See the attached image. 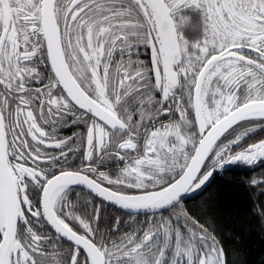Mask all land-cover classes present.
I'll use <instances>...</instances> for the list:
<instances>
[{"label": "snow or ice", "instance_id": "snow-or-ice-1", "mask_svg": "<svg viewBox=\"0 0 264 264\" xmlns=\"http://www.w3.org/2000/svg\"><path fill=\"white\" fill-rule=\"evenodd\" d=\"M261 132L264 0H0V264H231L186 205Z\"/></svg>", "mask_w": 264, "mask_h": 264}, {"label": "trees", "instance_id": "trees-1", "mask_svg": "<svg viewBox=\"0 0 264 264\" xmlns=\"http://www.w3.org/2000/svg\"><path fill=\"white\" fill-rule=\"evenodd\" d=\"M261 138L264 132L248 140ZM249 173L242 177L231 173L225 180L217 179L202 205L195 207L198 215L204 213L205 219L214 220L216 235L231 264H264V227L254 204L259 201L255 188L249 187Z\"/></svg>", "mask_w": 264, "mask_h": 264}, {"label": "flooded vegetation", "instance_id": "flooded-vegetation-1", "mask_svg": "<svg viewBox=\"0 0 264 264\" xmlns=\"http://www.w3.org/2000/svg\"><path fill=\"white\" fill-rule=\"evenodd\" d=\"M72 131H75V129H70V130H65L62 134L63 135H70ZM259 139H250L247 140L246 143H253V142H257ZM264 167H260L257 166L255 169L249 168L247 166H243V165H232L229 166L228 168H226L223 171H217L214 173L210 183L208 184L206 190L203 191V193L198 196L196 199L194 200H189L186 207L194 214H197V211H195V207H197L198 205H202L203 201L209 196V191L210 188L212 187V185L214 184V182H216L217 179H227V175H230L231 173L233 174H237V176L242 177L244 176L246 173L250 172V173H259L261 171V169H263ZM121 215V211L113 208L111 206H108L106 209L101 211V216L102 218L107 217V216H118ZM126 218V217H125ZM141 219H143V217L141 216Z\"/></svg>", "mask_w": 264, "mask_h": 264}, {"label": "rangeland", "instance_id": "rangeland-1", "mask_svg": "<svg viewBox=\"0 0 264 264\" xmlns=\"http://www.w3.org/2000/svg\"><path fill=\"white\" fill-rule=\"evenodd\" d=\"M262 175H264V170L263 169H261V171L259 173H257V172H255V173H249V181L253 177L259 178ZM255 193H256V199L258 198V200L260 201V198H262V205L259 204V201H255V203H254L255 204V207L257 206V209H258V206H264V191H262L260 188H255ZM257 213H258V211H257ZM259 220H260L261 226L264 227V219H262V217L260 215H259Z\"/></svg>", "mask_w": 264, "mask_h": 264}, {"label": "water", "instance_id": "water-1", "mask_svg": "<svg viewBox=\"0 0 264 264\" xmlns=\"http://www.w3.org/2000/svg\"><path fill=\"white\" fill-rule=\"evenodd\" d=\"M112 207V206H111ZM114 208V207H113ZM117 209V208H116ZM119 210V209H118ZM121 211V210H120Z\"/></svg>", "mask_w": 264, "mask_h": 264}]
</instances>
